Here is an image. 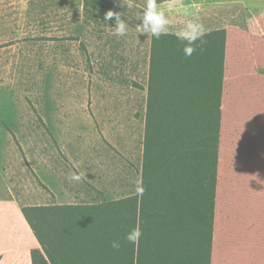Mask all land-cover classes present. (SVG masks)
I'll return each instance as SVG.
<instances>
[{
  "label": "rangeland",
  "instance_id": "obj_1",
  "mask_svg": "<svg viewBox=\"0 0 264 264\" xmlns=\"http://www.w3.org/2000/svg\"><path fill=\"white\" fill-rule=\"evenodd\" d=\"M128 2L0 0V99L11 102L5 111L0 103V149L22 205L57 203L72 172L84 175L75 200L91 201L93 189L113 199L127 167L142 171L153 37L136 28L146 0ZM158 5L173 32L192 19L225 37L215 209L231 225L228 249L244 253L249 230L264 236V0ZM108 10L125 20L126 36L112 34ZM98 177L104 190L92 183ZM9 250L0 264H33L31 254Z\"/></svg>",
  "mask_w": 264,
  "mask_h": 264
},
{
  "label": "trees",
  "instance_id": "obj_2",
  "mask_svg": "<svg viewBox=\"0 0 264 264\" xmlns=\"http://www.w3.org/2000/svg\"><path fill=\"white\" fill-rule=\"evenodd\" d=\"M202 40L186 57L174 35L152 38L141 194L22 206L41 244L33 264H210L225 37Z\"/></svg>",
  "mask_w": 264,
  "mask_h": 264
},
{
  "label": "crops",
  "instance_id": "obj_3",
  "mask_svg": "<svg viewBox=\"0 0 264 264\" xmlns=\"http://www.w3.org/2000/svg\"><path fill=\"white\" fill-rule=\"evenodd\" d=\"M0 103L2 104L1 110L5 111L9 109L8 105L11 102H9L7 98H2L0 99ZM0 154V255H9L11 253L9 248L14 250L20 248L24 251L25 255H28V253L31 254L32 249L41 248V244L22 212L21 208L24 205L21 204V197L15 190L14 183L9 175L14 173V167L9 160L10 158L7 149H0ZM139 169L141 171V166H139ZM136 174L138 177V183L136 182L137 186L132 188L130 182L132 179L135 180ZM123 175V182L122 179L119 182V186H121L119 189L123 192V195L117 196L113 199L140 195L141 192H138L137 190L135 191V189L142 187V171L139 173L136 168L130 170L127 167V170ZM92 183L96 185L97 189L102 190H104L103 187L105 184L107 185V183L100 177H98L96 181H92ZM73 184H75V182H66V180L63 179L61 190L57 191V203L54 204H97L113 200H104L102 198V191L99 192L98 190L93 189L94 192L90 196L91 201H77L75 200L77 199V196L73 192ZM131 189L133 192H129ZM228 225L229 224L227 223H222V219L218 217L216 209H214L213 235L209 259L210 264H264L263 229L261 230V236L259 234V236H255L253 230H249V238L245 243V252L243 253V251L236 249L238 247L233 245L228 249L229 243H227V236L230 237V232L227 230ZM250 227L252 228V226ZM222 231L225 232L224 236ZM227 231L229 233H227ZM230 240L231 238L229 241Z\"/></svg>",
  "mask_w": 264,
  "mask_h": 264
},
{
  "label": "clouds",
  "instance_id": "obj_4",
  "mask_svg": "<svg viewBox=\"0 0 264 264\" xmlns=\"http://www.w3.org/2000/svg\"><path fill=\"white\" fill-rule=\"evenodd\" d=\"M128 8H133L132 0H129L127 4ZM115 17L114 32L112 33L116 37H124L128 33V25L121 17L119 12L108 10L104 16L105 21L109 22ZM136 18L142 22L136 25L138 33H145L148 36L159 39L161 36L174 35L175 38L183 45L182 51L184 56L190 57L197 50V41L203 43L202 37L204 35V29L202 24L189 19L182 23L180 27L174 32L171 31V21L158 5V0H146V5L140 13L136 15ZM69 182H80L84 179V175L79 172H72L67 177ZM138 192H142L143 189L138 187ZM142 236V230L139 226L132 228L128 231L124 239L130 244H137ZM111 247L118 250L121 247L119 240L111 241Z\"/></svg>",
  "mask_w": 264,
  "mask_h": 264
}]
</instances>
